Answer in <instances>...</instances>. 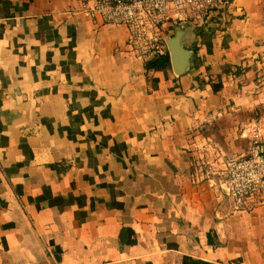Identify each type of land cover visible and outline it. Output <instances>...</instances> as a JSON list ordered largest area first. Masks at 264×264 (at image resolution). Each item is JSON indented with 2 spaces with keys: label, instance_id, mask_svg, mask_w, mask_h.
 <instances>
[{
  "label": "crops",
  "instance_id": "0c3cea01",
  "mask_svg": "<svg viewBox=\"0 0 264 264\" xmlns=\"http://www.w3.org/2000/svg\"><path fill=\"white\" fill-rule=\"evenodd\" d=\"M81 7L0 0V264H264V204L222 186L264 138V0L182 24L180 75Z\"/></svg>",
  "mask_w": 264,
  "mask_h": 264
},
{
  "label": "built area",
  "instance_id": "2783aa9c",
  "mask_svg": "<svg viewBox=\"0 0 264 264\" xmlns=\"http://www.w3.org/2000/svg\"><path fill=\"white\" fill-rule=\"evenodd\" d=\"M225 0H82L81 10L94 20L127 27L136 56L146 61L169 52L167 23L204 25ZM245 154L225 161L222 182L235 209L252 198L264 204V138L255 129Z\"/></svg>",
  "mask_w": 264,
  "mask_h": 264
},
{
  "label": "water",
  "instance_id": "95a60500",
  "mask_svg": "<svg viewBox=\"0 0 264 264\" xmlns=\"http://www.w3.org/2000/svg\"><path fill=\"white\" fill-rule=\"evenodd\" d=\"M191 29L190 26L178 24L173 34L167 37L171 65L178 75L185 73L191 67L193 49L187 46L193 41Z\"/></svg>",
  "mask_w": 264,
  "mask_h": 264
},
{
  "label": "trees",
  "instance_id": "16d2710c",
  "mask_svg": "<svg viewBox=\"0 0 264 264\" xmlns=\"http://www.w3.org/2000/svg\"><path fill=\"white\" fill-rule=\"evenodd\" d=\"M145 62H146V69L147 70H150V69L161 70V69L170 67L171 66L170 53L167 52L165 54L154 56V57L146 60ZM153 79L155 82L158 81L157 77H154Z\"/></svg>",
  "mask_w": 264,
  "mask_h": 264
}]
</instances>
